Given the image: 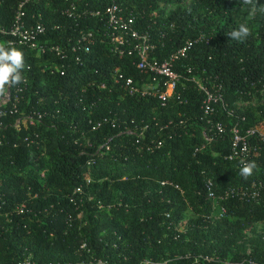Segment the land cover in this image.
<instances>
[{"label": "trees", "instance_id": "trees-1", "mask_svg": "<svg viewBox=\"0 0 264 264\" xmlns=\"http://www.w3.org/2000/svg\"><path fill=\"white\" fill-rule=\"evenodd\" d=\"M69 2L86 4V10L105 6L104 0ZM117 3L124 17L133 18V28L147 34L153 46L148 59L162 60L186 39L202 35L207 42L193 44L175 64L181 78L161 107L155 97L127 96L113 84L114 72L136 82L149 76L135 69L133 52L112 50L103 17L72 20L60 14L61 0L30 1L28 20L45 25L39 43L58 46L64 56L7 47L0 37V46L24 58L22 82L8 86L10 101L0 107V264H87L91 258L111 264H264V228L255 238L246 236L264 224V143L251 142L246 162L255 168L245 179L243 165L226 158L227 134L205 145L203 97L191 81L221 85L226 106L242 119L240 133L259 126L264 0H254L255 7L242 0ZM15 5L0 0V26L9 25ZM240 25L250 35L230 39L226 34ZM80 33L91 34L87 52L75 41ZM254 96L261 105H237ZM212 119L225 131L235 123L221 112ZM76 187L82 195L72 192Z\"/></svg>", "mask_w": 264, "mask_h": 264}, {"label": "built area", "instance_id": "built-area-1", "mask_svg": "<svg viewBox=\"0 0 264 264\" xmlns=\"http://www.w3.org/2000/svg\"><path fill=\"white\" fill-rule=\"evenodd\" d=\"M31 0H16V5L12 19L8 26H0V37H5V45L7 47L25 45L29 49H33L39 55L53 54L57 58L64 56V50L56 45L39 43L41 37L45 34V25L39 20L29 21L26 14V6L29 5ZM39 1V0H33ZM63 7L60 9V14L66 18L77 20L82 16L89 15L92 17H103L104 27H107V36L112 44V50L117 53H121L126 49V53H134L137 61L135 62V69L139 73H145L149 76L147 81H134L131 77L124 76L121 73L114 72L113 84H119L123 92L127 96H139V97H155L161 107L166 105V102L174 94L176 86L181 78L180 74L174 70L175 64L182 60L187 50L196 43L204 42L206 39L202 35L197 36L194 39H186L180 47L175 49L166 55L162 60L157 61L155 59H148V54L151 52L153 46L149 42V38L146 33H138L133 28V18L124 17L121 12V8L117 3V0H104L105 6L100 10L95 8L93 10H86V4L83 7H79L74 3H70L69 0H61ZM46 7V3L44 4ZM39 17V15L37 16ZM32 19V17H30ZM56 27V26H53ZM78 47L82 48L84 52H87L89 45L91 44L90 33H80L76 38ZM74 50V47H72ZM189 72V68H187ZM194 82L196 88L202 93L201 104V117L200 120L204 121L206 130L201 132L205 145H211L215 140V137H221L222 135L229 136V150L226 155L227 160H237L240 164L241 161H247L254 146L252 147V141H259L264 143V112L259 115V126L245 129L242 133L239 132L238 120L241 119L239 115L226 106L222 94L221 85L212 84L207 87L199 80L191 79ZM8 87V86H6ZM103 88V86H101ZM263 91V88L261 89ZM261 91L259 93H261ZM12 109H15L16 97H12ZM10 101V93L0 97V107ZM262 101L257 105H261ZM256 106V105H255ZM254 107V106H252ZM14 111V110H13ZM215 112L224 113L228 118H233V123L227 131L225 126L219 120H213L212 116ZM30 124L32 119L30 116L26 117ZM39 118V116H37ZM242 120V119H241ZM14 127L18 125V119L14 121ZM95 126H98V122ZM213 133H209L212 132ZM204 145L201 146V148ZM88 183V180L86 181ZM174 188L178 189L177 185ZM206 195L208 198H212V192L209 189V183L205 184ZM74 194L82 195L81 187H76L72 191ZM232 190L225 192L222 198H225L227 193L232 194ZM252 196H256L253 193ZM88 199V197H87ZM69 201L71 199L69 198ZM21 213V210L18 211ZM83 248V245H81ZM202 262L210 261L211 258L207 256H199ZM164 262H152L150 260L143 259L138 264H165ZM197 261V259H194ZM13 264H52L48 262L36 263L29 259H23ZM87 264H111L106 260L101 259H89Z\"/></svg>", "mask_w": 264, "mask_h": 264}, {"label": "clouds", "instance_id": "clouds-1", "mask_svg": "<svg viewBox=\"0 0 264 264\" xmlns=\"http://www.w3.org/2000/svg\"><path fill=\"white\" fill-rule=\"evenodd\" d=\"M245 5L255 7L254 0H242ZM230 39L242 41L250 35V30L245 25H240L226 34ZM24 68L23 54L15 48L5 49L0 46V97L5 95L6 86L19 84L22 82L21 70ZM241 175L247 179L253 172L255 164L241 161Z\"/></svg>", "mask_w": 264, "mask_h": 264}, {"label": "rangeland", "instance_id": "rangeland-1", "mask_svg": "<svg viewBox=\"0 0 264 264\" xmlns=\"http://www.w3.org/2000/svg\"><path fill=\"white\" fill-rule=\"evenodd\" d=\"M172 8V6H167L166 7V9L168 10V9H171ZM248 17H251V14H248ZM260 102V99H259V97H253L252 98V100H251V102L250 103H238L237 105L239 106V107H246V106H255V105H257L258 103ZM187 216H189V213L188 212H186V214H185V217H187ZM185 220H186V218H183L182 219V221L180 222V223H182V227H183V225L185 224ZM263 228H264V224H259V225H256L252 230H247L246 231V236L248 237V238H255L256 237V235L257 234H259L262 230H263ZM181 229V228H180ZM244 248H245V253L246 252H248V245H247V243H245L244 244Z\"/></svg>", "mask_w": 264, "mask_h": 264}, {"label": "water", "instance_id": "water-1", "mask_svg": "<svg viewBox=\"0 0 264 264\" xmlns=\"http://www.w3.org/2000/svg\"><path fill=\"white\" fill-rule=\"evenodd\" d=\"M5 94H6V95L9 94V88H8V87H6V92H5Z\"/></svg>", "mask_w": 264, "mask_h": 264}]
</instances>
